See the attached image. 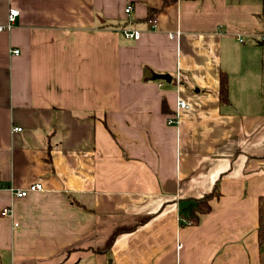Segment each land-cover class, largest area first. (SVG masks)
<instances>
[{
	"label": "crops",
	"instance_id": "crops-1",
	"mask_svg": "<svg viewBox=\"0 0 264 264\" xmlns=\"http://www.w3.org/2000/svg\"><path fill=\"white\" fill-rule=\"evenodd\" d=\"M12 7L0 264H264V0H0V25Z\"/></svg>",
	"mask_w": 264,
	"mask_h": 264
},
{
	"label": "built area",
	"instance_id": "built-area-1",
	"mask_svg": "<svg viewBox=\"0 0 264 264\" xmlns=\"http://www.w3.org/2000/svg\"><path fill=\"white\" fill-rule=\"evenodd\" d=\"M132 9V6L131 5H128V7L126 8V12H130ZM19 15V10L12 7L9 11V14H8V20H7V23L6 24H2L0 25V31H4V30H10L15 21H16V18L18 17ZM153 23H155V20L153 19L152 20ZM125 35L129 38H136L138 39L141 35V32L139 30H135V29H124L123 30ZM173 35V34H172ZM262 40L264 41V34L261 36ZM240 41H243L242 38H239ZM15 54H19V50L16 49L15 50ZM177 106L180 108V109H185V108H188L189 107V104L182 100V99H179L178 100V103H177ZM177 121L175 118H169V123H172V122H175ZM13 130L15 131H21L22 130V127H14ZM0 188H3V185L0 183ZM39 190H44V185L42 182H34V183H31L28 187L26 188H11V191L12 193L17 196V197H24L26 196L29 192H32V191H39ZM10 210L9 208H5L3 209L2 211V215H7L9 214Z\"/></svg>",
	"mask_w": 264,
	"mask_h": 264
},
{
	"label": "trees",
	"instance_id": "trees-1",
	"mask_svg": "<svg viewBox=\"0 0 264 264\" xmlns=\"http://www.w3.org/2000/svg\"><path fill=\"white\" fill-rule=\"evenodd\" d=\"M220 98L222 102L229 101V81L228 75L225 71L221 72V79H220ZM212 194H208L202 199L196 200L195 204L192 207L193 214L198 219L199 214L206 213L210 210V203L209 199L211 198ZM141 224V223H137ZM129 228L128 230H131ZM120 231H115L114 234H118ZM114 234L111 237L110 243L114 239ZM259 241L261 247H264V196L260 198L259 202ZM109 243V245H110Z\"/></svg>",
	"mask_w": 264,
	"mask_h": 264
},
{
	"label": "water",
	"instance_id": "water-1",
	"mask_svg": "<svg viewBox=\"0 0 264 264\" xmlns=\"http://www.w3.org/2000/svg\"><path fill=\"white\" fill-rule=\"evenodd\" d=\"M153 78H158V79H164L167 81H171L172 77L168 73H154Z\"/></svg>",
	"mask_w": 264,
	"mask_h": 264
}]
</instances>
